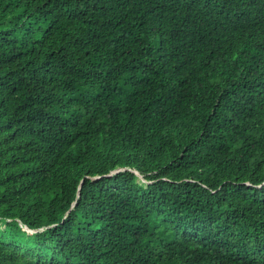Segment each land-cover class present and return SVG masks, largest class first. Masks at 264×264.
<instances>
[{"label": "trees", "instance_id": "16d2710c", "mask_svg": "<svg viewBox=\"0 0 264 264\" xmlns=\"http://www.w3.org/2000/svg\"><path fill=\"white\" fill-rule=\"evenodd\" d=\"M0 264H264V0H0Z\"/></svg>", "mask_w": 264, "mask_h": 264}, {"label": "rangeland", "instance_id": "374dc122", "mask_svg": "<svg viewBox=\"0 0 264 264\" xmlns=\"http://www.w3.org/2000/svg\"><path fill=\"white\" fill-rule=\"evenodd\" d=\"M119 169L114 170L113 172H117ZM139 180L142 182H146V179H144L141 175H139ZM1 225L4 227V223H1Z\"/></svg>", "mask_w": 264, "mask_h": 264}, {"label": "water", "instance_id": "95a60500", "mask_svg": "<svg viewBox=\"0 0 264 264\" xmlns=\"http://www.w3.org/2000/svg\"><path fill=\"white\" fill-rule=\"evenodd\" d=\"M137 174L140 175L139 172H137ZM24 229H26L27 231H31L27 226H24Z\"/></svg>", "mask_w": 264, "mask_h": 264}]
</instances>
